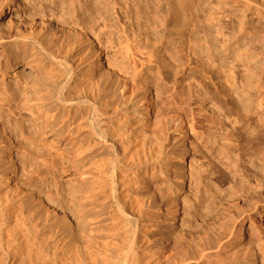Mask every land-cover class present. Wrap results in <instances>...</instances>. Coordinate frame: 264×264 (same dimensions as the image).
Returning a JSON list of instances; mask_svg holds the SVG:
<instances>
[{
    "label": "rangeland",
    "instance_id": "rangeland-1",
    "mask_svg": "<svg viewBox=\"0 0 264 264\" xmlns=\"http://www.w3.org/2000/svg\"><path fill=\"white\" fill-rule=\"evenodd\" d=\"M49 1L39 0L30 8L37 15L41 7L48 12L54 8ZM55 1L58 11L78 25L93 20L92 0ZM99 1L113 10L109 42L104 44L112 66L104 56L102 67L110 94L125 81L147 84L158 97L147 126L151 133L166 136L152 186L160 206L151 217L155 220L144 223L154 245L148 264H179L203 245L215 248L218 244L223 247L222 256L203 264H220L228 256L233 260L227 264H237L253 253L264 264V231L246 235L240 246L235 238L241 220L264 196V0H182L178 20L170 0H144L146 5L141 4L143 0ZM8 4L12 5L10 0H0L5 13L0 38L13 43L11 37L19 32L27 39L46 34L47 28L41 31L35 22L27 23L18 9L8 11ZM10 22L13 36L9 40L5 35ZM70 34L80 50L77 64L80 58L89 63L91 38ZM2 60L0 77L6 80L16 78L22 68L24 73L18 76L22 80L42 72V67L19 66L6 75ZM140 94L141 90L127 87L122 100L118 99L122 104L110 107L108 115L127 104L138 123L148 105L143 102L142 109L135 104ZM38 108L24 91L10 107L0 94V123L14 127L18 141L17 145L3 143L0 137V215L16 204L25 210L23 219L29 217L26 223L65 227L69 221L64 211L73 223L72 234L84 241L89 232L102 233L108 223L101 202L90 198L96 190L95 178L84 168L83 143L91 132ZM183 116L187 124L178 130L171 120ZM59 130L72 142L53 137V131ZM165 184L173 190L166 198L173 202L168 207L164 198L170 191Z\"/></svg>",
    "mask_w": 264,
    "mask_h": 264
},
{
    "label": "bare ground",
    "instance_id": "bare-ground-1",
    "mask_svg": "<svg viewBox=\"0 0 264 264\" xmlns=\"http://www.w3.org/2000/svg\"><path fill=\"white\" fill-rule=\"evenodd\" d=\"M37 1L39 0H10L12 5L8 4L7 10L18 9L22 13L18 15L29 20L27 23L35 22L41 27V31L47 28L46 34L27 39L22 38L19 32L11 37L13 33L10 22V34L7 32L9 35L5 36H8L9 40L12 38L14 42L0 38V58L3 59V71L6 75L19 66H28L31 70L42 67V72H37L31 80L20 78L24 73L23 68L16 78L6 80L0 77V94L10 107L16 102V96L24 91L30 95L31 100L37 102L38 109H42L50 117H61L68 123L77 122L79 128L91 132V137L84 139L83 143L84 168L95 178L93 184H96V190L91 192L90 198L101 202L108 223L102 233L89 232L86 240L82 241V238H76L72 234L73 223L64 211L62 215L69 221L65 227H59L56 223L42 226L31 221L26 223L25 220L29 217L23 219V207L16 204L7 205L6 211H3L5 213H2L5 215L3 221L6 227L2 229L0 226V264H148L152 257L148 253L154 245L145 231L144 223L149 222L152 215H157L155 209L160 206L152 186L160 171L159 154L166 138L151 133L147 126L149 113L156 111L158 97L147 84L142 87L139 82L125 81L120 83L119 88L114 91L115 94L112 92L116 101L111 98L112 90L109 89L102 72L104 56L106 64L112 66L110 52L104 46L105 41L109 42V39L106 40L108 33L110 34L109 27L113 26V10L110 6L104 2L100 3L99 0H92L96 7L90 14L93 20L78 25L74 19L64 17L63 11H58L59 4L55 0L49 1L50 5L54 6L52 10L47 12L41 7L37 11L38 15L34 14L30 6ZM146 1L143 0L141 4L146 5ZM170 3L176 13L175 20H178L179 11L184 8L183 1L170 0ZM4 14L0 5V19ZM40 15L39 21L36 22L35 18ZM0 25L5 24L0 22ZM75 25L81 26V29L74 27ZM73 28L76 30L73 31ZM71 32H75V36L80 39L91 38L90 54L93 58H90V62L87 61L89 63L86 64V61L80 58L77 64L80 50L72 40ZM10 45L14 47H9ZM158 76L161 79L160 71ZM127 87L141 90L140 97L135 102L139 108L143 109V102L148 103L147 113L142 111L143 116L139 118L138 123L134 117L135 113L127 104L119 105L113 115H108L107 110L110 107L116 103L122 104L119 97ZM191 116L194 122L196 115L193 113ZM171 123L179 130L187 124V117L173 118ZM13 132L14 127H8L5 122L0 123V137L3 143L9 141L14 145L18 144ZM252 132L256 133L257 130ZM63 133L61 130L53 131L52 135L60 142H72L64 137ZM182 177L183 175H180V179ZM165 187L170 191V195L163 197L168 207L173 204L167 200L173 195V190L171 184H165ZM260 197L253 207V212L247 219L241 220L240 227L236 230L238 246L241 245L239 241L246 235L251 237L258 230L264 231V196L261 194ZM172 214L175 215V212L172 211L170 215L173 216ZM3 215H0V218ZM1 220L2 218L0 222ZM100 227L102 225L97 229ZM222 250L220 244L215 248L203 245L197 254L182 257L179 264H203L209 262L213 256H222ZM227 255L229 254L224 256ZM250 255L251 257L237 264H262L256 253ZM226 258L227 260L221 259L220 264L233 260L229 256ZM162 264L171 263L167 261Z\"/></svg>",
    "mask_w": 264,
    "mask_h": 264
}]
</instances>
